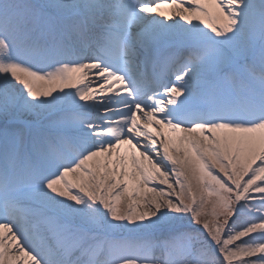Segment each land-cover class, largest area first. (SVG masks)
<instances>
[{
    "label": "snow or ice",
    "instance_id": "obj_1",
    "mask_svg": "<svg viewBox=\"0 0 264 264\" xmlns=\"http://www.w3.org/2000/svg\"><path fill=\"white\" fill-rule=\"evenodd\" d=\"M0 264H264V0H0Z\"/></svg>",
    "mask_w": 264,
    "mask_h": 264
}]
</instances>
